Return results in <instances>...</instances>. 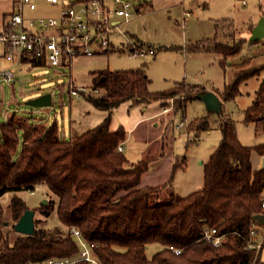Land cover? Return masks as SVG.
<instances>
[{
    "label": "trees",
    "instance_id": "trees-1",
    "mask_svg": "<svg viewBox=\"0 0 264 264\" xmlns=\"http://www.w3.org/2000/svg\"><path fill=\"white\" fill-rule=\"evenodd\" d=\"M150 5V1L139 0L135 8L141 11ZM214 26L213 36L175 49L216 52L224 70L236 66L232 80L218 91L222 102L233 101L241 84L264 69V63L252 64L256 54L241 61H235V56L246 43L264 41L237 37L232 17L216 18ZM115 49L111 41L105 52ZM23 62L45 65L43 60L24 58ZM93 74L94 93L90 90L92 94L84 97L108 115L75 138H61L57 120L31 123L15 111L0 123V196L10 190L46 185L57 198L34 208L40 217H34L33 234L17 232L15 223L6 225L0 201V264H30L50 258L54 264H91L80 257L78 239L71 234L74 228L93 245V256L101 264H264L260 258L264 240L258 249V236L252 232L260 233L264 227V222L255 218L264 214V168H253L251 161L252 151L264 155V141L243 143L235 119L222 116L221 139L203 165L202 188L184 196L172 193L168 201H162L164 184L139 186L152 157L131 164L119 149L127 139V130L124 125L112 126L113 109L127 100L165 105L171 99L180 100L177 105L182 108L206 87L180 81L163 90H151L145 64L132 69H98ZM77 88L72 87L71 92ZM212 115L193 119L188 129L198 134L209 130ZM243 122L254 125L255 135L264 134V80L244 109ZM187 162L186 155H178L170 178L185 169ZM27 208L15 192L9 210L15 222ZM54 211L60 223L45 225ZM207 228H216L219 244L205 238ZM152 242L162 247L148 257L146 249Z\"/></svg>",
    "mask_w": 264,
    "mask_h": 264
},
{
    "label": "rangeland",
    "instance_id": "rangeland-1",
    "mask_svg": "<svg viewBox=\"0 0 264 264\" xmlns=\"http://www.w3.org/2000/svg\"><path fill=\"white\" fill-rule=\"evenodd\" d=\"M38 1L36 10L25 9L27 16H49L55 13V6L46 0ZM147 1L152 2L150 8L135 16L129 23L122 24L120 27L124 33L113 34L115 50L76 56L69 64L64 65L34 66L30 62L16 63L13 69L14 79L0 83V123L15 111L18 116L28 117L31 123L50 124L57 120L61 138H75L99 124L108 115V111L96 108L84 97L92 94L93 72L104 68L132 69L145 64L151 90H163L184 81L200 83L206 89L218 92L225 83L232 80L237 67L229 65L224 70L218 63L219 55L216 52H187L185 49L175 48L213 36L214 19L222 16L233 18L237 37L249 38L251 30L248 24L261 16L260 13L264 10L261 0ZM5 2L8 6L13 2L17 5L18 0H0V7ZM134 43L140 46L138 54L131 50ZM244 48L235 56V61L256 54L252 64L264 63V44L246 43ZM150 49L155 51L154 54L149 52ZM262 80L264 69L259 75L241 84V92L235 100L223 102V115H212V127L200 134L197 130L188 129L193 119L206 116L207 106L200 98L187 102L182 108L177 105L180 101L177 99H171L165 105L158 101L136 104L127 100L115 107L112 126H125L127 139L123 146L131 164L145 157H152L150 168L143 175L139 186L164 184L160 198L162 201H168L172 193L184 196L202 188L203 165L220 142L219 119L222 116L235 119L238 136L243 143L264 141V134L255 135L253 124L243 122L244 109L253 102ZM72 87H78L77 95L71 92ZM45 93L51 94L50 105L30 104V101ZM145 106L147 110L144 109ZM178 155L187 156V167L176 171L174 177L170 178ZM15 192L32 209L44 199L47 203L49 199L57 200L46 185L36 187L34 192L30 189L6 192L0 196V201L4 207V223L8 226L16 223L9 211L10 200ZM35 217H40L38 211ZM44 222L47 226L59 224L56 211ZM161 247L159 242L150 243L146 249L148 257ZM260 258L264 261V246Z\"/></svg>",
    "mask_w": 264,
    "mask_h": 264
},
{
    "label": "built area",
    "instance_id": "built-area-1",
    "mask_svg": "<svg viewBox=\"0 0 264 264\" xmlns=\"http://www.w3.org/2000/svg\"><path fill=\"white\" fill-rule=\"evenodd\" d=\"M46 1L56 7L55 13L29 17L25 9L36 10L39 1L18 0L16 8L3 21L0 42L4 43L5 57L11 62H23L25 58L43 60L48 65H64L76 56L98 54L109 48L111 41L114 42V33H124L120 26L128 23L139 12L135 8L139 0ZM132 47L134 54L140 53V47L135 43ZM150 52L154 53V50L150 49ZM14 76L11 67L1 69L0 83L10 82ZM72 93L77 95L78 90L73 89ZM119 149L123 150V145ZM35 189L30 190L34 192ZM216 232V228H207L204 236L214 244H219L221 236ZM252 232L258 236L255 245L259 249L264 240V227L260 233L256 229ZM72 235L78 239L80 257L91 264H101L93 256V245L82 239L80 230L72 229ZM174 249L177 253L181 251L179 248ZM30 264H54V258Z\"/></svg>",
    "mask_w": 264,
    "mask_h": 264
},
{
    "label": "water",
    "instance_id": "water-1",
    "mask_svg": "<svg viewBox=\"0 0 264 264\" xmlns=\"http://www.w3.org/2000/svg\"><path fill=\"white\" fill-rule=\"evenodd\" d=\"M264 38V15H262L257 24L252 28L251 34L249 36L250 41H258ZM199 98L205 101L207 108L209 110L220 111V101L219 99L209 91H203L198 95ZM51 94L45 93L36 99L30 101V104L33 106H47L51 104ZM263 168H264V156ZM43 204L47 203V200L44 199ZM35 209L27 208L24 213L21 215L19 220L15 223V230L23 234H33L35 231ZM261 222H264V214H258L255 216Z\"/></svg>",
    "mask_w": 264,
    "mask_h": 264
},
{
    "label": "crops",
    "instance_id": "crops-1",
    "mask_svg": "<svg viewBox=\"0 0 264 264\" xmlns=\"http://www.w3.org/2000/svg\"><path fill=\"white\" fill-rule=\"evenodd\" d=\"M261 2H262V5H264V0H261ZM40 4V3H39ZM152 6V2H151V5L148 7V8H150ZM16 8V3H12L10 6H8V4H7V2H5L1 7H0V27L2 26V23H3V20H4V18H5V15L7 14V13H9V12H11L13 9H15ZM147 8V9H148ZM147 9H145V11L147 10ZM143 11L144 10H141V11H139L136 15H134V17L135 16H139V15H141L142 13H143ZM264 11V10H263ZM260 15L262 16L263 15V12L262 13H260ZM261 16H258L257 18H256V20L254 21V22H251V23H249L248 24V28H249V26H255L256 24H257V22H258V20H259V18L261 17ZM133 17V18H134ZM222 17H227V16H222ZM132 18V19H133ZM218 18H220V17H218ZM131 19V20H132ZM130 20V21H131ZM129 21V22H130ZM128 22V23H129ZM252 31V30H251ZM131 33H132V35L133 36H136L137 37V34L136 33H134L133 31H131ZM137 39H139V38H137ZM139 41V43H141V41L140 40H138ZM196 41V40H195ZM115 42V41H114ZM140 47V46H139ZM245 48H243V50H244ZM186 50V49H185ZM187 51V50H186ZM150 52V51H149ZM155 52V51H154ZM188 52V51H187ZM151 53V52H150ZM154 54V53H153ZM19 62H21V61H15V62H11L10 60H8L6 57H5V45H4V43H1L0 42V70L1 69H4V68H7V67H11V69L13 70L14 69V67L16 66V63H19ZM5 83V82H4ZM205 91H209V92H211V93H213L218 99H219V101H220V111H215V110H209L207 107H206V110H207V113H206V115L208 114V113H212L213 115L214 114H220L221 113V111L223 110V102H222V100H221V98H220V95L218 94V92H216V91H213V90H208V88L207 89H205ZM199 98V97H198ZM201 99V98H200ZM202 101H204V100H202ZM159 102V101H158ZM204 103H205V101H204ZM142 104V103H141ZM205 105H206V103H205ZM207 106V105H206ZM147 107H148V105H147ZM146 106L144 107V109H146L147 108ZM147 110V109H146ZM145 110V111H146ZM157 111V110H156ZM163 111H164V108H163ZM224 111V110H223ZM114 127V126H113ZM116 127H118V126H115L114 128H116ZM123 150L125 151V147L123 146ZM264 156V155H263ZM263 156L262 155H260L258 152H256V151H252V153H251V161H252V165H253V168H255V169H257V168H259V167H263V160H262V158H263Z\"/></svg>",
    "mask_w": 264,
    "mask_h": 264
}]
</instances>
